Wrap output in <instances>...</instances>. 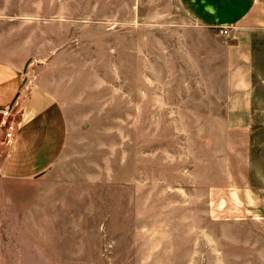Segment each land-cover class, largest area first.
Returning <instances> with one entry per match:
<instances>
[{
  "label": "crops",
  "instance_id": "0c3cea01",
  "mask_svg": "<svg viewBox=\"0 0 264 264\" xmlns=\"http://www.w3.org/2000/svg\"><path fill=\"white\" fill-rule=\"evenodd\" d=\"M148 38L157 71H177L183 55V71L199 72L201 262L214 246L208 218L226 197L240 213L236 246L264 242V0H0V105L14 103L20 121L12 142L0 126V264L129 263L127 240L81 239L78 222L66 239L58 216L80 209L57 207L42 185L71 142L78 105H115L128 119L138 96L129 76L138 89Z\"/></svg>",
  "mask_w": 264,
  "mask_h": 264
},
{
  "label": "rangeland",
  "instance_id": "374dc122",
  "mask_svg": "<svg viewBox=\"0 0 264 264\" xmlns=\"http://www.w3.org/2000/svg\"><path fill=\"white\" fill-rule=\"evenodd\" d=\"M146 31L152 36V25H146ZM130 43L136 47L135 40ZM168 47L169 41H164L162 53ZM145 48V71L144 76L139 73L138 89L129 76L130 93L138 96L129 104L128 119H119L122 114L114 111L115 105H78L70 113L71 142L42 187L57 193L52 201L57 207L80 209V216L79 210L76 215L65 211L58 216L65 224L66 239L72 238L68 230L78 222L81 239L127 240L126 264H204L200 242L206 236L201 226L207 221L200 200L201 121L192 117L200 111L195 102L199 72L183 71V55L177 56V71L159 72L153 63L152 38L145 40ZM25 77L27 83L29 76ZM153 80L160 86H153ZM187 80L192 88L185 87ZM235 206L226 197L219 218H208L207 239L214 245L209 248V264H264V242L259 238L256 248L236 246L241 235L233 222L240 217ZM94 225L96 230L89 231ZM137 255L144 262L131 257Z\"/></svg>",
  "mask_w": 264,
  "mask_h": 264
},
{
  "label": "built area",
  "instance_id": "2783aa9c",
  "mask_svg": "<svg viewBox=\"0 0 264 264\" xmlns=\"http://www.w3.org/2000/svg\"><path fill=\"white\" fill-rule=\"evenodd\" d=\"M220 34L229 36L230 27H223L220 29ZM19 110L16 108V105H0V126L6 130V137L8 142H12L15 133L20 125V121L17 118Z\"/></svg>",
  "mask_w": 264,
  "mask_h": 264
}]
</instances>
